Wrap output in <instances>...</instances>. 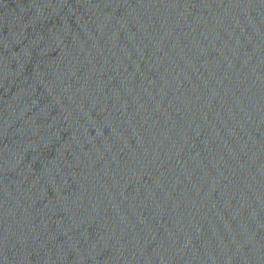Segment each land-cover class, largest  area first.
Returning <instances> with one entry per match:
<instances>
[{
  "label": "water",
  "instance_id": "1",
  "mask_svg": "<svg viewBox=\"0 0 264 264\" xmlns=\"http://www.w3.org/2000/svg\"><path fill=\"white\" fill-rule=\"evenodd\" d=\"M0 264H264V0H0Z\"/></svg>",
  "mask_w": 264,
  "mask_h": 264
}]
</instances>
